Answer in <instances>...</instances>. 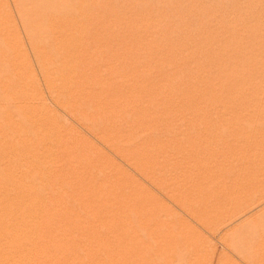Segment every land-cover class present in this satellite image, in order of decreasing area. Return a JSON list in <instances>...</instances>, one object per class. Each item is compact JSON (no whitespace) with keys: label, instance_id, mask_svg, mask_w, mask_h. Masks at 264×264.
Here are the masks:
<instances>
[{"label":"rangeland","instance_id":"obj_1","mask_svg":"<svg viewBox=\"0 0 264 264\" xmlns=\"http://www.w3.org/2000/svg\"><path fill=\"white\" fill-rule=\"evenodd\" d=\"M0 264H264V0H0Z\"/></svg>","mask_w":264,"mask_h":264},{"label":"bare ground","instance_id":"obj_2","mask_svg":"<svg viewBox=\"0 0 264 264\" xmlns=\"http://www.w3.org/2000/svg\"><path fill=\"white\" fill-rule=\"evenodd\" d=\"M49 101V100H48ZM73 121V120H72ZM222 229V228H221ZM220 230V229H219ZM218 242V241H217Z\"/></svg>","mask_w":264,"mask_h":264}]
</instances>
